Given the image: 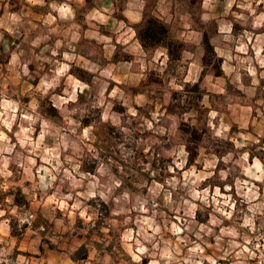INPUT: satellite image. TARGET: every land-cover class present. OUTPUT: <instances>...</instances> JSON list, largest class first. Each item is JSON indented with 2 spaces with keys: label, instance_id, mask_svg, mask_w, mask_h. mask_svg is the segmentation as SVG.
Listing matches in <instances>:
<instances>
[{
  "label": "clouds",
  "instance_id": "9594fccd",
  "mask_svg": "<svg viewBox=\"0 0 264 264\" xmlns=\"http://www.w3.org/2000/svg\"><path fill=\"white\" fill-rule=\"evenodd\" d=\"M0 13V264H264V0Z\"/></svg>",
  "mask_w": 264,
  "mask_h": 264
},
{
  "label": "rangeland",
  "instance_id": "374dc122",
  "mask_svg": "<svg viewBox=\"0 0 264 264\" xmlns=\"http://www.w3.org/2000/svg\"><path fill=\"white\" fill-rule=\"evenodd\" d=\"M5 6H6V0H5ZM0 15H2V13H0ZM85 31H88V29L87 28H85ZM181 35V32L179 31V29H178V27H172V28H170L169 29V31H168V38L170 39V40H172V41H175L176 40V38L178 37V36H180ZM213 39V37H208V40L209 41H211ZM84 46H86V42H82V45H81V47H84ZM146 47H147V45H146ZM163 48V46L162 45H160V44H156L155 46H154V48H153V51L155 52V51H157V50H161ZM194 51H197L198 52V50H194ZM209 51L211 52V50L209 49ZM177 53H179V55L177 56V61H179L180 59H182V57H183V55H184V49L181 47V48H174L173 49V55H177ZM85 58H87V57H85ZM33 70H35V69H33ZM211 72H212V70L211 69H209L208 71H206L205 72V77H207V76H209L210 74H211ZM138 74V73H137ZM0 75H3V76H5V77H7L8 76V74H7V72H6V70L3 72V73H0ZM10 78V77H9ZM220 79V76L219 75H217L214 79H213V81H212V84H215L216 83V81H218ZM29 85H30V81L29 82H27ZM205 80L202 78V80H201V85H205ZM114 87H115V85H113ZM156 85H154V84H149V85H147V87H149V88H151V87H155ZM209 86H211V85H209ZM24 89H25V83H21V85H20V88H19V92L22 94L23 92H24ZM140 93H136V95H139ZM135 99V97H133V100ZM157 103H156V105H154V107H159V104L160 103H162L163 102V96L161 95V94H158V96H157ZM29 102H31V101H29ZM244 105H241V107H243ZM169 112H170V114H171V110H169ZM203 115V114H202ZM237 131V129L234 127L233 128V133L235 134V132ZM157 154H159V153H157ZM196 154H197V156L199 155V146H197V149H196ZM262 156H264V153H262L261 154ZM145 162H147V158H145ZM58 187H59V185H58ZM6 197L5 196H3V195H0V201H2V200H4ZM17 203H20V201L19 200H17ZM162 215H163V212H162ZM59 218H57V220H58ZM54 226V225H53ZM89 239H92L93 237H88ZM33 239H35L34 237H33ZM79 239H84V237H80ZM25 242H27V237H22L21 238V244H23V243H25ZM214 242V241H213ZM40 251H41V256H39V257H36L35 259L36 260H43L45 257H52V256H54V255H56V253H55V250L54 249H52V250H50V249H48V248H46V247H42L41 249H40ZM209 254L210 255H212V254H214V252L213 251H210L209 252ZM121 264H124V262L123 261H121Z\"/></svg>",
  "mask_w": 264,
  "mask_h": 264
},
{
  "label": "trees",
  "instance_id": "16d2710c",
  "mask_svg": "<svg viewBox=\"0 0 264 264\" xmlns=\"http://www.w3.org/2000/svg\"><path fill=\"white\" fill-rule=\"evenodd\" d=\"M156 36H157L156 33H154L152 30H149L147 33H144L143 34V39L145 41H147V40H153V41H155L156 40Z\"/></svg>",
  "mask_w": 264,
  "mask_h": 264
}]
</instances>
